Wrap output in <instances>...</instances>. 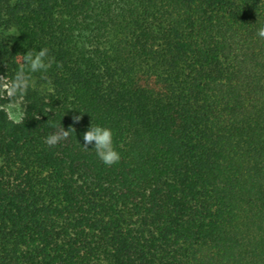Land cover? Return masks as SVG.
I'll return each instance as SVG.
<instances>
[{
  "label": "trees",
  "instance_id": "1",
  "mask_svg": "<svg viewBox=\"0 0 264 264\" xmlns=\"http://www.w3.org/2000/svg\"><path fill=\"white\" fill-rule=\"evenodd\" d=\"M262 25L264 0H0V264H264Z\"/></svg>",
  "mask_w": 264,
  "mask_h": 264
},
{
  "label": "clouds",
  "instance_id": "2",
  "mask_svg": "<svg viewBox=\"0 0 264 264\" xmlns=\"http://www.w3.org/2000/svg\"><path fill=\"white\" fill-rule=\"evenodd\" d=\"M257 36L264 39V25L257 29ZM48 48H40L39 51L29 50L25 54H17L14 58L15 62L19 65L17 71L14 73L13 79L8 87V94L16 99L22 98L27 90L31 87L32 74L37 72H45L51 67V60L48 56ZM73 116L74 123H78L82 119L83 113ZM73 128L65 130L60 134H51L46 138V143L49 146L59 143L61 140L67 138L68 133ZM80 146L94 151L97 158L106 166L117 164L121 160V154L117 151L114 145V133L111 128L102 125H93L82 134V143Z\"/></svg>",
  "mask_w": 264,
  "mask_h": 264
},
{
  "label": "rangeland",
  "instance_id": "3",
  "mask_svg": "<svg viewBox=\"0 0 264 264\" xmlns=\"http://www.w3.org/2000/svg\"><path fill=\"white\" fill-rule=\"evenodd\" d=\"M8 111L11 115V117L15 118V119H18L20 117V109L18 106H10L8 108Z\"/></svg>",
  "mask_w": 264,
  "mask_h": 264
}]
</instances>
